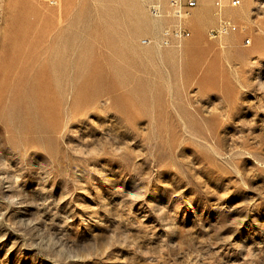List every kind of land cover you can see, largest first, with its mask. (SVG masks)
<instances>
[{
    "label": "rangeland",
    "instance_id": "1",
    "mask_svg": "<svg viewBox=\"0 0 264 264\" xmlns=\"http://www.w3.org/2000/svg\"><path fill=\"white\" fill-rule=\"evenodd\" d=\"M196 1L0 0V264H264V0Z\"/></svg>",
    "mask_w": 264,
    "mask_h": 264
},
{
    "label": "built area",
    "instance_id": "2",
    "mask_svg": "<svg viewBox=\"0 0 264 264\" xmlns=\"http://www.w3.org/2000/svg\"><path fill=\"white\" fill-rule=\"evenodd\" d=\"M53 1V0H48ZM196 0H148V10L150 14L156 19L172 18V22L164 26L157 38H147L145 43H156L159 46L167 47L171 45L180 44L186 37L189 36V29L185 25V20L189 18L192 9L196 7ZM217 14L221 16L220 12L224 8L223 0H215ZM241 5V0H231L230 6L238 7ZM234 24L226 18L219 19L218 27L213 30L214 36L229 33L235 30Z\"/></svg>",
    "mask_w": 264,
    "mask_h": 264
},
{
    "label": "bare ground",
    "instance_id": "3",
    "mask_svg": "<svg viewBox=\"0 0 264 264\" xmlns=\"http://www.w3.org/2000/svg\"><path fill=\"white\" fill-rule=\"evenodd\" d=\"M250 43V41H248Z\"/></svg>",
    "mask_w": 264,
    "mask_h": 264
}]
</instances>
